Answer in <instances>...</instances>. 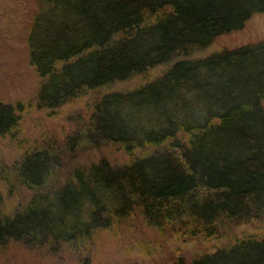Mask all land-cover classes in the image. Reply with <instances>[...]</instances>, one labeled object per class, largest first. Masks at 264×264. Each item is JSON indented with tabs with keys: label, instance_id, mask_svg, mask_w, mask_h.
<instances>
[{
	"label": "trees",
	"instance_id": "16d2710c",
	"mask_svg": "<svg viewBox=\"0 0 264 264\" xmlns=\"http://www.w3.org/2000/svg\"><path fill=\"white\" fill-rule=\"evenodd\" d=\"M256 11L264 0H37L27 106H81L29 137L25 104L0 100V136L22 150L0 175L30 192L1 210L0 246L86 259L142 222L194 244L151 264H264V41L194 56Z\"/></svg>",
	"mask_w": 264,
	"mask_h": 264
},
{
	"label": "rangeland",
	"instance_id": "374dc122",
	"mask_svg": "<svg viewBox=\"0 0 264 264\" xmlns=\"http://www.w3.org/2000/svg\"><path fill=\"white\" fill-rule=\"evenodd\" d=\"M37 0H0V100L8 103L21 101L26 108L22 116V136L41 134L44 130L61 131L67 113L81 104L51 110L38 108L34 101L40 84V76L30 61L27 36ZM264 41V11L253 12L244 24L229 33L218 36L194 56L222 48H232ZM161 67L153 70L157 73ZM132 82H114L115 89L126 88ZM21 148L16 140L0 136V171L18 161ZM2 168V169H1ZM30 192L22 187L13 189L0 175V212L10 210ZM181 251L188 260L194 251L192 242H182L161 235L142 222L132 228L123 227L111 234L104 233L95 241L90 255L79 257L70 246H62L53 252L48 246H30L22 240L8 239L0 246V264H151L167 263ZM92 254V255H91Z\"/></svg>",
	"mask_w": 264,
	"mask_h": 264
}]
</instances>
